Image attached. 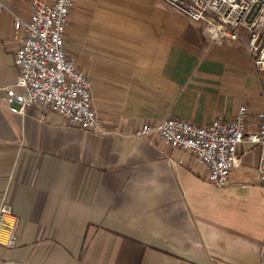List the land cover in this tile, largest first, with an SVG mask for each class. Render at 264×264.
I'll use <instances>...</instances> for the list:
<instances>
[{"label":"crops","instance_id":"crops-1","mask_svg":"<svg viewBox=\"0 0 264 264\" xmlns=\"http://www.w3.org/2000/svg\"><path fill=\"white\" fill-rule=\"evenodd\" d=\"M32 1L0 0V89L18 79L14 22ZM65 47L92 83L102 131L0 101V205H12L17 235L0 264H264L255 167L218 188L156 131L135 135L168 118L231 120L241 106L256 131L264 71L244 40L214 44L162 0H76Z\"/></svg>","mask_w":264,"mask_h":264},{"label":"built area","instance_id":"built-area-1","mask_svg":"<svg viewBox=\"0 0 264 264\" xmlns=\"http://www.w3.org/2000/svg\"><path fill=\"white\" fill-rule=\"evenodd\" d=\"M75 1L33 0L30 18L15 20V31H23L15 54L19 76L13 88L0 89V101L12 114L24 115L38 106L59 114L67 127L99 132L101 122L94 108L92 83L65 47ZM162 1L202 24L204 35L214 44L244 40L252 65L264 71V0ZM257 117L256 131L249 130V110L241 106L231 120L201 125L168 118L155 128L139 125L135 135L156 131L168 146L194 157L218 188L228 184L235 168L247 163L255 167L264 186V111ZM14 229L12 205L4 200L0 205V244L16 245Z\"/></svg>","mask_w":264,"mask_h":264}]
</instances>
